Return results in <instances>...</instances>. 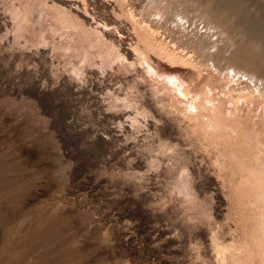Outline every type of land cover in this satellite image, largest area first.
I'll use <instances>...</instances> for the list:
<instances>
[{"label": "rangeland", "instance_id": "374dc122", "mask_svg": "<svg viewBox=\"0 0 264 264\" xmlns=\"http://www.w3.org/2000/svg\"><path fill=\"white\" fill-rule=\"evenodd\" d=\"M200 8L0 0V264H218L214 232L243 243L227 153L252 157L189 106L204 85L243 98L253 84L211 66L197 79Z\"/></svg>", "mask_w": 264, "mask_h": 264}, {"label": "bare ground", "instance_id": "6f19581e", "mask_svg": "<svg viewBox=\"0 0 264 264\" xmlns=\"http://www.w3.org/2000/svg\"><path fill=\"white\" fill-rule=\"evenodd\" d=\"M194 3L202 7L205 26L210 32L209 38L205 36L192 47L199 57L197 79L211 66L218 72L229 68L232 75L240 74L253 84V89L243 98H236L228 91L224 96L219 95L213 88L205 89L204 84L194 93L187 86L178 90L180 95L190 98L192 93L190 112L206 122L207 131L217 144L226 150L239 146L252 157L251 163L250 160L246 163L236 158L242 156L232 150L227 153L244 173L237 184L239 205L249 210L245 221H252L251 226L244 227L241 244H225L218 232H214L212 244L218 264H264V97L260 94L264 90V4L259 0H194ZM219 42L223 46H218ZM244 107L247 111L240 114L238 108Z\"/></svg>", "mask_w": 264, "mask_h": 264}]
</instances>
